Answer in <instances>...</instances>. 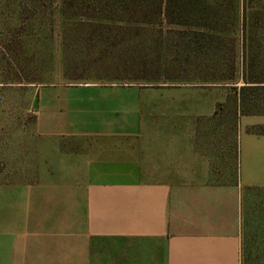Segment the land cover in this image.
I'll use <instances>...</instances> for the list:
<instances>
[{"label":"crops","instance_id":"crops-1","mask_svg":"<svg viewBox=\"0 0 264 264\" xmlns=\"http://www.w3.org/2000/svg\"><path fill=\"white\" fill-rule=\"evenodd\" d=\"M100 88L46 93L38 172L0 181V264H242L264 115L242 117L229 179L221 88L206 110L175 89L161 125L142 89Z\"/></svg>","mask_w":264,"mask_h":264},{"label":"rangeland","instance_id":"rangeland-1","mask_svg":"<svg viewBox=\"0 0 264 264\" xmlns=\"http://www.w3.org/2000/svg\"><path fill=\"white\" fill-rule=\"evenodd\" d=\"M217 1L221 23L210 30L170 23L157 13L133 15L123 1L0 0V181L38 172L46 93L86 85L142 89L154 125L173 108L175 89L194 91L196 108L206 110L209 96L219 98L221 88V98L227 93L219 107L227 142L221 161L230 179L242 117L264 115V105L246 113L236 104V86L247 84L246 58L243 25L235 33L231 21L248 16L250 55L257 72L264 71V0ZM244 199L242 264H264V189L246 188Z\"/></svg>","mask_w":264,"mask_h":264},{"label":"trees","instance_id":"trees-1","mask_svg":"<svg viewBox=\"0 0 264 264\" xmlns=\"http://www.w3.org/2000/svg\"><path fill=\"white\" fill-rule=\"evenodd\" d=\"M65 3L68 0H64ZM83 1V0H81ZM86 1V0H84ZM92 3L97 4H113L116 1H123L125 4L131 5V13L134 14H152L157 13L162 18L170 23H181L186 25H196L199 27H205L210 30H216L220 25V20H217L218 14L221 13V4L216 0L215 4H209L208 2H202L199 0H89ZM235 0H232V4ZM123 4H121L122 6ZM124 6V5H123ZM247 8V7H246ZM130 12V11H129ZM201 19L191 20V18L198 17ZM214 16L215 20L211 19ZM179 17V20H176ZM204 19V20H202ZM242 23V35H243V52L246 58V69L244 73V80L246 85L235 88L236 91V104L240 108H243L244 112H250L252 109L258 106L264 105V71L260 73L256 70L255 59L250 55V41L252 40V31L250 28V20L248 16L245 15L243 21H231L234 29L233 32L236 33L238 26ZM201 28V29H203ZM250 29V30H249ZM234 33V34H235ZM227 79V78H225ZM230 80H236L233 77ZM224 102L218 104L217 110L220 106H224ZM250 115V114H249ZM255 115V114H253ZM261 115V114H258ZM252 130L258 132H264V127H255ZM262 189V188H261Z\"/></svg>","mask_w":264,"mask_h":264}]
</instances>
